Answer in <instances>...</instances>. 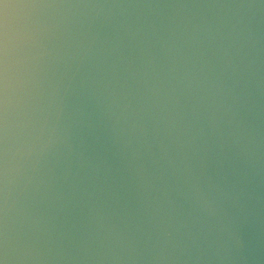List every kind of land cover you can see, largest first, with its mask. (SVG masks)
Returning <instances> with one entry per match:
<instances>
[{"label":"water","instance_id":"1","mask_svg":"<svg viewBox=\"0 0 264 264\" xmlns=\"http://www.w3.org/2000/svg\"><path fill=\"white\" fill-rule=\"evenodd\" d=\"M0 264H264V0H0Z\"/></svg>","mask_w":264,"mask_h":264}]
</instances>
